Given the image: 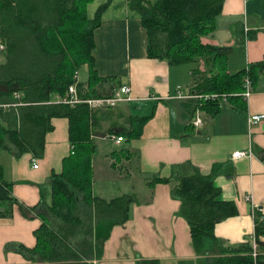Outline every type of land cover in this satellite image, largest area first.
<instances>
[{"label": "crops", "instance_id": "1", "mask_svg": "<svg viewBox=\"0 0 264 264\" xmlns=\"http://www.w3.org/2000/svg\"><path fill=\"white\" fill-rule=\"evenodd\" d=\"M113 1L95 30V68L105 78L97 82V92L111 93L125 83L131 87L133 100L123 102L127 104L116 111L99 110L97 130L104 133L94 139L93 190L106 200L132 194L137 202L131 206L129 220L114 227L103 256L93 264H137L141 258H156L158 264H202L207 254H198L192 244L189 224L180 213L181 203L171 194L174 178L154 186L148 181L179 173L212 174L222 188L223 199L234 200L239 209L236 216L216 224V236L230 244L250 240L254 209L264 212V120L256 125L249 122L250 115L264 114V73L249 99L238 98L233 104L223 101L216 114L196 106L198 98H176L179 85L192 92V70L199 64L172 65L149 57L140 14H134L129 0L118 5ZM215 24L213 31L202 36V42L232 47L224 62L228 72L264 58V0H225ZM5 57V52H0V63ZM84 65L89 71V65ZM88 78H80L78 72L80 81ZM61 98L55 97L56 101ZM150 114L153 117L144 123L140 136H127L121 144L109 136L129 130L131 116ZM198 116L202 124L195 126L192 121ZM51 122L54 129L46 133L45 153L37 158V168L29 152H9L10 156L0 161L18 200L11 207V216L0 217V264H43L28 260L8 244L37 245L35 230L43 222L39 213H46L52 204L49 178L63 171L64 159L72 152L69 119L53 117ZM249 149L254 158L233 157L236 150ZM36 205L40 207L34 211ZM212 244L207 240L206 249H212Z\"/></svg>", "mask_w": 264, "mask_h": 264}, {"label": "trees", "instance_id": "2", "mask_svg": "<svg viewBox=\"0 0 264 264\" xmlns=\"http://www.w3.org/2000/svg\"><path fill=\"white\" fill-rule=\"evenodd\" d=\"M92 1L0 0L2 38L7 45L5 61L0 63V103H23L0 107V147L15 155L29 152L42 158L46 133L54 129L52 118L67 117L71 124L72 152L64 159L63 171L52 173L49 178L52 204L46 213H39L43 222L35 230L37 245L28 248L8 244V248L14 246L28 260L43 264H93L103 256L114 227L129 220L131 206L137 202L132 194L106 200L94 193V135L104 133L97 130L99 110H92L86 102L67 104L55 99L65 97L73 83L84 89V98L110 96L116 89L105 94L97 92V82L105 78L99 76L94 57L95 30L112 0L101 4L95 16L89 17L86 6ZM224 1L129 0L146 29L149 57L164 59L172 65L199 64L192 70L190 89L191 93L201 95L196 106L211 114L218 113L223 101L233 104L238 98L246 99L245 77L254 85L264 73V58L247 68L228 72L224 62L232 47L202 42V36L215 28ZM84 63L89 65V78L80 81L76 75ZM15 93L21 96L16 98ZM211 94L220 98L206 97ZM151 117L152 114L131 116L129 130L119 131V136H140L142 126ZM112 165L116 166L114 162ZM172 178L176 183L171 194L181 203L180 213L189 224L192 244L198 254H207L202 264H264L261 209H254V233L250 240L225 243L216 236L215 227L239 214L236 202L223 199L222 188L212 174L156 176L148 183L154 186ZM11 186L0 165V217L11 216V207L18 203ZM39 207L36 205L33 210ZM207 240L212 241V249H206ZM158 263L156 258L137 261Z\"/></svg>", "mask_w": 264, "mask_h": 264}, {"label": "built area", "instance_id": "3", "mask_svg": "<svg viewBox=\"0 0 264 264\" xmlns=\"http://www.w3.org/2000/svg\"><path fill=\"white\" fill-rule=\"evenodd\" d=\"M7 48L6 43L3 41L2 38V28L0 25V52L5 51ZM78 79V74L76 75ZM244 86L245 91L243 92V96L246 99H249L253 92H254V85L252 83V80L249 77H245L244 80ZM86 90V89H85ZM81 91L84 93V89H80L79 85L77 83H73L69 86L68 93L65 97L61 98L60 101L67 104H75L79 102H86L89 107L92 110H100V109H108L117 106L118 103L121 102H130L133 100V97L131 95V87L129 84H123L110 96H98V97H82ZM21 96L20 93H15V97L19 98ZM201 95L191 93V91H184L182 86L179 85L177 87V93L176 98H199ZM207 98H220L218 94H211L207 95ZM224 99L226 100V96H224ZM23 104L21 101L11 102V103H0V107H11V106H17ZM264 120V114L258 113V114H252L249 116V122L250 124L256 125L260 123V121ZM192 124L195 126H200L202 124L201 118L198 116L193 119ZM109 136L114 139L118 144H121L125 142L126 138H123L122 136H117L115 134H109ZM95 137V135H94ZM234 158H254L255 155L251 149L249 150H236L233 153ZM33 166L34 168L38 167V159L33 158Z\"/></svg>", "mask_w": 264, "mask_h": 264}, {"label": "rangeland", "instance_id": "4", "mask_svg": "<svg viewBox=\"0 0 264 264\" xmlns=\"http://www.w3.org/2000/svg\"><path fill=\"white\" fill-rule=\"evenodd\" d=\"M107 0H94L92 1L87 9H88V16L89 17H93L95 16V12L97 10V8L99 7V5L103 4L104 2H106ZM121 1H124V0H114L113 2H116L115 4H119ZM120 9H123V4L121 3V5L119 6ZM112 10V9H110ZM134 14H139L138 11L134 10ZM4 52V51H3ZM195 64H192V66H194ZM88 75H89V71H88V67L87 65H84V66H81L80 69H79V76L80 78H83V79H87L88 78ZM121 104H127V103H118V107L117 106H114L112 107V109L114 111L120 109L121 107H119ZM131 104V107L133 108V103H130ZM105 109V108H104ZM110 110V108H108ZM135 111H137L136 109H134ZM8 156H10V153L9 151H7L6 149H4L3 147H0V161H5V158H7ZM130 159V156L128 155L127 156V161ZM118 170V169H117ZM117 172V171H116ZM119 172V171H118ZM117 172V173H118ZM124 175L126 174V171L124 170L122 172ZM119 174V173H118ZM101 183L100 180H98L97 182V186H99ZM118 191V190H117Z\"/></svg>", "mask_w": 264, "mask_h": 264}]
</instances>
